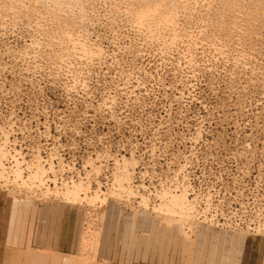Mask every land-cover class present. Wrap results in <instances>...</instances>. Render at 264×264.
Listing matches in <instances>:
<instances>
[{
  "label": "rangeland",
  "instance_id": "obj_1",
  "mask_svg": "<svg viewBox=\"0 0 264 264\" xmlns=\"http://www.w3.org/2000/svg\"><path fill=\"white\" fill-rule=\"evenodd\" d=\"M15 5L0 16V151L8 167L0 191L66 203L38 183H12V170L46 174L62 162L88 170L72 183L86 198L66 203L84 211L82 239L99 233L109 203L163 219L152 211L160 193L184 188L192 201L216 188L237 203L264 195V0ZM124 161L134 164L133 195L114 198L108 191ZM166 222L186 239L204 225L196 217ZM97 243L98 235L84 249L95 255Z\"/></svg>",
  "mask_w": 264,
  "mask_h": 264
},
{
  "label": "crops",
  "instance_id": "obj_2",
  "mask_svg": "<svg viewBox=\"0 0 264 264\" xmlns=\"http://www.w3.org/2000/svg\"><path fill=\"white\" fill-rule=\"evenodd\" d=\"M84 226L75 205L0 191V264H83ZM89 264H264V237L200 225L186 239L164 219L109 203Z\"/></svg>",
  "mask_w": 264,
  "mask_h": 264
},
{
  "label": "built area",
  "instance_id": "obj_3",
  "mask_svg": "<svg viewBox=\"0 0 264 264\" xmlns=\"http://www.w3.org/2000/svg\"><path fill=\"white\" fill-rule=\"evenodd\" d=\"M241 155L238 156V158ZM75 162V161H72ZM71 163V162H69ZM48 168V167H47ZM57 169L53 167L52 172L47 169L46 185L52 187L51 180L56 181L57 186L72 184L84 175L80 173L74 163L62 162ZM109 177V174H107ZM222 188V187H221ZM44 190V189H43ZM142 188L134 185V192L141 193ZM225 190L214 188L211 193H204L199 199L192 200L194 217L199 223L219 228L224 231L236 232L248 236H264V195L259 199H250L237 203L231 197H225Z\"/></svg>",
  "mask_w": 264,
  "mask_h": 264
},
{
  "label": "bare ground",
  "instance_id": "obj_4",
  "mask_svg": "<svg viewBox=\"0 0 264 264\" xmlns=\"http://www.w3.org/2000/svg\"><path fill=\"white\" fill-rule=\"evenodd\" d=\"M4 154L5 153L0 151V180L4 178V176L6 175L5 172L8 168V167L5 168L4 164L2 163ZM13 161H15V160H13ZM5 162H7V161H5ZM17 164H15V165L17 166ZM133 166H134L133 163L124 161L122 164L121 170L119 168V171H118V168H117V173L113 178L112 188L108 191V194L114 195V198H115V195L120 196V193H122V192L127 193L126 197H130L131 195H133L130 192L129 183H130V179H131V177H130L131 173L128 170V167H131V169H132ZM43 172L45 174V171H43L42 168L41 169L37 168V169H35V171L29 173L27 176H22L21 170L16 167L14 169V171L12 170L11 175H12V178L14 180V181L12 180V183L16 184V183L20 182L18 186H23V185L28 186V185H31L34 183L35 184L38 183V187L41 186L42 189L45 190L42 193H44V194L47 193L50 195L54 193L57 196H61L66 201V203L67 202L68 203H70V202L76 203L77 201H79L81 199L84 200V198H86L85 192L83 190L84 187L82 186V184H72L69 187L66 186V188L64 187V190H62V191H59V187L56 185V183H53V188L46 187L45 184L41 183V177L43 176L42 175ZM5 179L8 180V177ZM43 182H45V180ZM62 186H60V187H62ZM31 187H34V186H31ZM35 187H37V186H35ZM111 195H108V196L110 197ZM80 196H84V198H80ZM187 196H188L187 191L184 188L179 193H177L175 195H171V196L166 194V193H160L159 197H158L159 204H158V206H155L154 208H152V211L155 214V216L156 215L160 216L165 221L167 220L169 223H171V222H174V223L178 222L179 224L185 223V222L191 220V218H194L193 213H195L193 205H192L193 202L188 200ZM105 197L106 196H104V198H103L104 200H102L103 202H105V200H106ZM111 198H113V197H111ZM138 199H140L138 205L142 206L145 204L144 198L140 197ZM93 200H97V198H94ZM103 202L101 204H103ZM145 206L146 205H144V207ZM190 229L192 230V227ZM98 234H99L98 231H94V232L91 231L90 232L88 230L86 232V236H83L81 248H82L83 252L85 251L84 254L86 253V257L83 260V264H89L90 263L91 253L89 252L90 253V255H89V253H87V250L90 251L91 249L94 248L96 237ZM87 235H89V236H87ZM84 248H86L87 250H85ZM88 256H89V258H88Z\"/></svg>",
  "mask_w": 264,
  "mask_h": 264
},
{
  "label": "clouds",
  "instance_id": "obj_5",
  "mask_svg": "<svg viewBox=\"0 0 264 264\" xmlns=\"http://www.w3.org/2000/svg\"><path fill=\"white\" fill-rule=\"evenodd\" d=\"M15 0H0V16L7 19L8 13H12L15 10Z\"/></svg>",
  "mask_w": 264,
  "mask_h": 264
}]
</instances>
